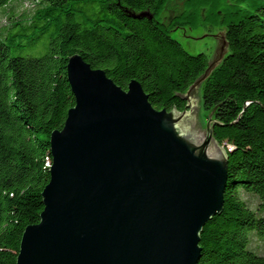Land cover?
Listing matches in <instances>:
<instances>
[{
    "label": "trees",
    "instance_id": "trees-1",
    "mask_svg": "<svg viewBox=\"0 0 264 264\" xmlns=\"http://www.w3.org/2000/svg\"><path fill=\"white\" fill-rule=\"evenodd\" d=\"M9 1L0 0L8 18ZM22 1L31 4L27 21L0 18V264H15L24 227L43 209L49 136L74 104L68 57L79 54L123 89L137 80L156 109L182 110L181 96L209 62L169 34L183 23L220 26L226 44L200 85L202 107L218 121L214 138L231 150L222 210L203 226L196 264H264V248L253 247L264 246V0H234L225 12L217 0H183L169 23L163 12L172 0ZM146 10L151 19L130 15ZM45 34L43 55L14 54ZM242 192L256 198L254 208Z\"/></svg>",
    "mask_w": 264,
    "mask_h": 264
},
{
    "label": "water",
    "instance_id": "water-1",
    "mask_svg": "<svg viewBox=\"0 0 264 264\" xmlns=\"http://www.w3.org/2000/svg\"><path fill=\"white\" fill-rule=\"evenodd\" d=\"M219 27H208L214 50L182 110L156 109L137 80L123 89L68 57L74 104L50 133L43 209L24 227L15 264L197 263L203 226L222 210L231 150L201 104L200 85L226 52Z\"/></svg>",
    "mask_w": 264,
    "mask_h": 264
},
{
    "label": "rangeland",
    "instance_id": "rangeland-1",
    "mask_svg": "<svg viewBox=\"0 0 264 264\" xmlns=\"http://www.w3.org/2000/svg\"><path fill=\"white\" fill-rule=\"evenodd\" d=\"M215 1V0H214ZM12 3L11 9H10V17L8 18V11L6 10V5L0 6V18L1 20L6 17L7 24L11 23L13 20H16L18 22L24 23L28 20L30 14H31V4L29 1H22V0H10L7 4ZM232 4H235L234 0H217V11L225 12V8L229 9V6ZM183 7L185 8L186 5L183 4V0H172L168 2V5H166V8L163 12V20L171 22L173 19H175V14L179 12L178 10ZM211 14H214V11L212 10ZM217 18L219 19V13L216 14ZM160 18V17H159ZM161 19V18H160ZM208 27L210 25H197L189 27V25L186 23H183V26L177 28H172L169 34L176 39L184 48V50L192 55L204 53L208 59L210 58L214 46H215V39L213 36L208 32ZM48 42V38L46 37V34L41 36L39 40L32 46L26 47L25 49L21 51H16L14 54L21 55V56H34L38 57L44 54L46 51V45ZM241 195L243 196L244 200L247 202V204L254 208L256 205V198L253 195L247 194L245 192H242ZM253 247L261 252L264 248L262 241H258V244L253 243Z\"/></svg>",
    "mask_w": 264,
    "mask_h": 264
},
{
    "label": "bare ground",
    "instance_id": "bare-ground-1",
    "mask_svg": "<svg viewBox=\"0 0 264 264\" xmlns=\"http://www.w3.org/2000/svg\"><path fill=\"white\" fill-rule=\"evenodd\" d=\"M230 147V146H229ZM50 165H51V162H50ZM50 167V166H49Z\"/></svg>",
    "mask_w": 264,
    "mask_h": 264
}]
</instances>
